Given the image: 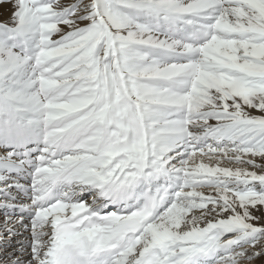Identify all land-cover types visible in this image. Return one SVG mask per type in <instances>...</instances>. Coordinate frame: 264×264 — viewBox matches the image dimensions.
<instances>
[{"label": "snow or ice", "instance_id": "snow-or-ice-1", "mask_svg": "<svg viewBox=\"0 0 264 264\" xmlns=\"http://www.w3.org/2000/svg\"><path fill=\"white\" fill-rule=\"evenodd\" d=\"M5 6L0 264L264 261V0Z\"/></svg>", "mask_w": 264, "mask_h": 264}, {"label": "rangeland", "instance_id": "rangeland-1", "mask_svg": "<svg viewBox=\"0 0 264 264\" xmlns=\"http://www.w3.org/2000/svg\"><path fill=\"white\" fill-rule=\"evenodd\" d=\"M66 2H67V0H66ZM4 8H5V10L3 12L0 9V13L2 12V14H0V22L6 21L8 19L9 14H10V10H11L10 6H5ZM255 264H264V261L257 260V261H255Z\"/></svg>", "mask_w": 264, "mask_h": 264}, {"label": "bare ground", "instance_id": "bare-ground-1", "mask_svg": "<svg viewBox=\"0 0 264 264\" xmlns=\"http://www.w3.org/2000/svg\"><path fill=\"white\" fill-rule=\"evenodd\" d=\"M1 10H2V12H3V11L5 10V8L3 7ZM2 12H1V13H2ZM8 12H9V11H8ZM20 231H21V233H22V237H21L22 239H23L24 237H27V236L29 235L27 232L24 231V229H20Z\"/></svg>", "mask_w": 264, "mask_h": 264}]
</instances>
